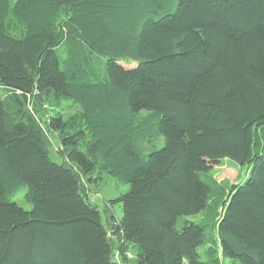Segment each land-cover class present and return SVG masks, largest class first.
Wrapping results in <instances>:
<instances>
[{
    "label": "trees",
    "instance_id": "obj_1",
    "mask_svg": "<svg viewBox=\"0 0 264 264\" xmlns=\"http://www.w3.org/2000/svg\"><path fill=\"white\" fill-rule=\"evenodd\" d=\"M0 89V264H264V0H0Z\"/></svg>",
    "mask_w": 264,
    "mask_h": 264
},
{
    "label": "rangeland",
    "instance_id": "obj_2",
    "mask_svg": "<svg viewBox=\"0 0 264 264\" xmlns=\"http://www.w3.org/2000/svg\"><path fill=\"white\" fill-rule=\"evenodd\" d=\"M96 71L100 72L101 74L103 73L102 67L99 64H97ZM2 96L3 91L0 89V98ZM45 109L46 111L44 112L42 109L41 113L44 112L48 116L50 114L59 115L64 121L68 122L72 126H84L86 116L80 106L74 102L68 100L51 101L49 102L48 107H45ZM44 118H47V116H44ZM43 128L45 129L48 139V149L50 156L54 160L59 161V150L63 151L59 134L52 127L47 129L43 126ZM161 142L162 138H159L155 141V144L159 145ZM198 158L199 163L197 168L212 175L217 181L222 182L226 188L230 185V183L237 181L246 173L245 165L236 164L228 159L223 161L212 160L203 155H200ZM83 183L85 185L87 196L96 204L106 222V218L109 219V214H113L118 218L121 217V205L115 202H110V200L125 192L129 187L128 185L122 186L118 184L114 178L107 174H102L100 178L95 179L93 182H87L84 177ZM22 195V192H18L14 195V199L18 200L24 205L26 203H24ZM190 218L200 219L201 213L191 216ZM121 263L130 264V261L127 260ZM224 264L235 263L229 262V260L225 259Z\"/></svg>",
    "mask_w": 264,
    "mask_h": 264
}]
</instances>
